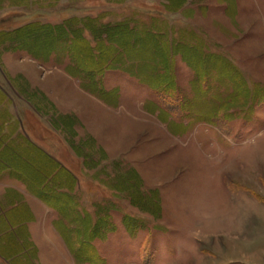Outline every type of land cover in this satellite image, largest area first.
Wrapping results in <instances>:
<instances>
[{
  "label": "rangeland",
  "instance_id": "374dc122",
  "mask_svg": "<svg viewBox=\"0 0 264 264\" xmlns=\"http://www.w3.org/2000/svg\"><path fill=\"white\" fill-rule=\"evenodd\" d=\"M0 264H264V0H0Z\"/></svg>",
  "mask_w": 264,
  "mask_h": 264
},
{
  "label": "crops",
  "instance_id": "0c3cea01",
  "mask_svg": "<svg viewBox=\"0 0 264 264\" xmlns=\"http://www.w3.org/2000/svg\"><path fill=\"white\" fill-rule=\"evenodd\" d=\"M9 171V170H8Z\"/></svg>",
  "mask_w": 264,
  "mask_h": 264
}]
</instances>
